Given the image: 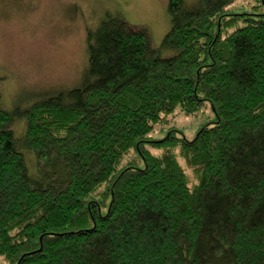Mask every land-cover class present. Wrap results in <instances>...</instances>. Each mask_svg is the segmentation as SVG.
<instances>
[{
  "label": "trees",
  "instance_id": "obj_1",
  "mask_svg": "<svg viewBox=\"0 0 264 264\" xmlns=\"http://www.w3.org/2000/svg\"><path fill=\"white\" fill-rule=\"evenodd\" d=\"M233 1L169 0L171 57L110 16L88 33L81 86L0 107L9 264H264V11L239 25ZM207 102L214 117L192 138L151 139Z\"/></svg>",
  "mask_w": 264,
  "mask_h": 264
},
{
  "label": "rangeland",
  "instance_id": "obj_2",
  "mask_svg": "<svg viewBox=\"0 0 264 264\" xmlns=\"http://www.w3.org/2000/svg\"><path fill=\"white\" fill-rule=\"evenodd\" d=\"M195 1V0H188ZM169 0H0V107L24 111L33 103L81 86L89 64L88 33L96 31L110 16H118L134 28H144L151 44L163 57L176 51L164 46L172 26ZM260 6V7H259ZM264 0H235L230 12L258 17ZM207 102L196 114L179 109L168 115L151 133V139L164 137L170 127L192 138L198 128L213 119ZM13 129L19 141L25 119L17 115ZM149 146V144L147 143ZM30 171L44 181L33 152L25 150ZM61 169V168H60ZM51 172L55 171L53 167ZM57 180L58 176L51 180ZM64 177H61V180ZM0 264H9L0 255Z\"/></svg>",
  "mask_w": 264,
  "mask_h": 264
}]
</instances>
